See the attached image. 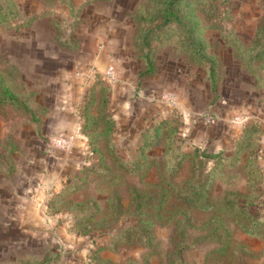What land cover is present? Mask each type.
Wrapping results in <instances>:
<instances>
[{"label":"rangeland","instance_id":"rangeland-1","mask_svg":"<svg viewBox=\"0 0 264 264\" xmlns=\"http://www.w3.org/2000/svg\"><path fill=\"white\" fill-rule=\"evenodd\" d=\"M231 202L264 217V0H0V264H264Z\"/></svg>","mask_w":264,"mask_h":264},{"label":"trees","instance_id":"trees-1","mask_svg":"<svg viewBox=\"0 0 264 264\" xmlns=\"http://www.w3.org/2000/svg\"><path fill=\"white\" fill-rule=\"evenodd\" d=\"M170 13H172L170 10H168ZM167 19H171V18H167ZM6 90V89H5ZM6 94H8L7 92H5ZM9 95H10V92H9ZM12 95V94H11ZM10 95V96H11ZM13 97V98H12ZM12 97H8L10 100L9 102L12 103L14 102V104L18 103L19 104V100L17 98H14V96L12 95ZM21 103V102H20ZM105 120L109 121V123L112 121L108 120V117L107 115L106 116H103ZM112 148V146H111ZM114 149V148H112ZM112 149H110L111 151H113ZM122 163V162H120ZM122 165V164H121ZM230 205L233 206V208L237 211H239L240 213H242L243 215H246L248 217V219L251 221V223L253 224V227H258L259 225H261L262 223H264V217H259L257 214H253L251 212H249L247 210V208L243 205V206H239V205H235V202H231ZM125 238H127L125 236Z\"/></svg>","mask_w":264,"mask_h":264},{"label":"built area","instance_id":"built-area-1","mask_svg":"<svg viewBox=\"0 0 264 264\" xmlns=\"http://www.w3.org/2000/svg\"><path fill=\"white\" fill-rule=\"evenodd\" d=\"M113 73L114 70L111 67L106 70V74L113 75ZM73 142H74V137L72 135H67V136L55 138L53 140V145L57 149L66 151L72 148Z\"/></svg>","mask_w":264,"mask_h":264}]
</instances>
